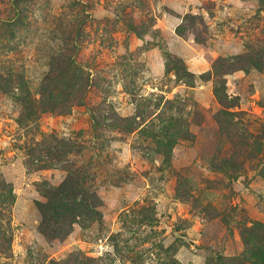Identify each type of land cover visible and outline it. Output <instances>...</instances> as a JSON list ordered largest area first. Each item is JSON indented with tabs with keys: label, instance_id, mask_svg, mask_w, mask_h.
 <instances>
[{
	"label": "rangeland",
	"instance_id": "374dc122",
	"mask_svg": "<svg viewBox=\"0 0 264 264\" xmlns=\"http://www.w3.org/2000/svg\"><path fill=\"white\" fill-rule=\"evenodd\" d=\"M70 175L58 237L39 206ZM250 248L264 0H0V264H254Z\"/></svg>",
	"mask_w": 264,
	"mask_h": 264
},
{
	"label": "trees",
	"instance_id": "16d2710c",
	"mask_svg": "<svg viewBox=\"0 0 264 264\" xmlns=\"http://www.w3.org/2000/svg\"><path fill=\"white\" fill-rule=\"evenodd\" d=\"M79 186L80 184L76 180H73L70 175L66 177L65 180L54 189V191L49 192V195L46 197V201L41 203L39 206L42 214V225L50 226L49 229L51 232L58 237V227H61L64 224L55 223V215L59 214L60 216L66 218L67 201L73 196V192L78 190ZM243 261H249L254 264H264V255L263 253H260V251L256 252L250 248L249 252L244 253Z\"/></svg>",
	"mask_w": 264,
	"mask_h": 264
}]
</instances>
